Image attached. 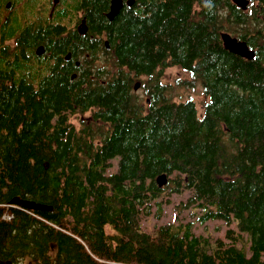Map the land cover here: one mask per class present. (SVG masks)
Here are the masks:
<instances>
[{
    "label": "trees",
    "instance_id": "obj_1",
    "mask_svg": "<svg viewBox=\"0 0 264 264\" xmlns=\"http://www.w3.org/2000/svg\"><path fill=\"white\" fill-rule=\"evenodd\" d=\"M109 2L85 0L87 34L43 36L80 61L76 78L66 61L0 87V218L13 216L0 240L12 227L16 264H264V0H135L113 20ZM222 31L255 56L228 50ZM176 65L191 75L178 85L201 84L200 107L164 79ZM185 193L190 218L141 229ZM14 197L52 209L10 210ZM214 219L227 227L211 244L193 225Z\"/></svg>",
    "mask_w": 264,
    "mask_h": 264
},
{
    "label": "flooded vegetation",
    "instance_id": "obj_2",
    "mask_svg": "<svg viewBox=\"0 0 264 264\" xmlns=\"http://www.w3.org/2000/svg\"><path fill=\"white\" fill-rule=\"evenodd\" d=\"M125 5H129L127 0H124ZM92 8L93 6H91L90 14L94 12ZM86 9L85 0H0V87L27 83L32 79L34 82H39L50 75V71L54 69L58 74L61 73L66 61L72 66L70 78H76L75 66H78L80 61L73 59L70 51L56 54V51L60 50L59 44L54 43L53 47L42 39L44 34L47 35L48 31L55 28L57 30L51 34L54 42L59 41V35H53L56 31L60 33L62 31V35L65 32H72L73 35H85L90 32ZM83 20L86 21L88 28L85 33H80L79 25ZM33 39L36 42H33ZM39 47H42V53L37 52ZM69 52L70 55L67 56ZM6 206L12 210V202ZM14 206L22 207L17 204ZM12 218L11 211L0 220L12 223ZM58 252V245L51 242L45 253L51 258H56ZM15 253L16 249L12 246L11 227L10 233L4 240H0V264H16V261L12 259ZM22 259L24 264L32 263L30 254H24Z\"/></svg>",
    "mask_w": 264,
    "mask_h": 264
},
{
    "label": "rangeland",
    "instance_id": "obj_3",
    "mask_svg": "<svg viewBox=\"0 0 264 264\" xmlns=\"http://www.w3.org/2000/svg\"><path fill=\"white\" fill-rule=\"evenodd\" d=\"M191 75L188 71L180 66H170L165 70L164 79L174 84V92L177 98L187 99L194 98L200 107L203 101L206 99V95L203 92L201 84L197 83L193 86L186 84H179L177 79L190 78ZM143 98L145 97L144 90L140 86L136 90ZM186 193L184 195L172 194L170 202L165 203V209L163 215L157 218L154 213L149 215L143 214L141 229L143 231H150L155 224L166 222L169 220H179L190 218L191 207L180 210V202H184L186 198ZM227 225L222 219L209 220L205 223L195 222L193 225V231L196 234H203L210 239L211 244H214L219 236H222ZM29 264V262H28Z\"/></svg>",
    "mask_w": 264,
    "mask_h": 264
},
{
    "label": "water",
    "instance_id": "obj_4",
    "mask_svg": "<svg viewBox=\"0 0 264 264\" xmlns=\"http://www.w3.org/2000/svg\"><path fill=\"white\" fill-rule=\"evenodd\" d=\"M135 0H127V4L132 5ZM236 5L241 7L242 9H247L250 0H232ZM124 0H111L109 10L106 12V17L109 20H113L118 13L120 12ZM88 25L86 24V21L83 20L79 25V32L85 33L87 31ZM221 37L224 43V46L229 49L231 52L237 53L245 58L252 59L255 56V49L250 47L249 43L239 38L238 36L232 35V33L228 31H222ZM106 46H109L108 41L105 42ZM43 49L42 47H39L37 49L38 53H42ZM70 55V52L67 54V56ZM79 62V61H78ZM141 86V81L137 80L134 84V89L137 90ZM147 101L149 99L147 98ZM159 186H163L167 183L168 178L166 173H161L156 178ZM12 203L19 204L21 206H24L28 209H37V210H50L52 209V205H49L47 203L43 202H36L34 200L30 199H21L18 197H14L11 199Z\"/></svg>",
    "mask_w": 264,
    "mask_h": 264
},
{
    "label": "bare ground",
    "instance_id": "obj_5",
    "mask_svg": "<svg viewBox=\"0 0 264 264\" xmlns=\"http://www.w3.org/2000/svg\"><path fill=\"white\" fill-rule=\"evenodd\" d=\"M110 3H111V2H110ZM123 3H124V2H123ZM123 6H124V4H123ZM123 6H122V7H123ZM228 32H229V31H228ZM232 35H233V34H232ZM228 50H229V49H228ZM236 54H237V53H236ZM247 59H248V58H247ZM167 178H168V176H167ZM164 185H165V184H164Z\"/></svg>",
    "mask_w": 264,
    "mask_h": 264
}]
</instances>
